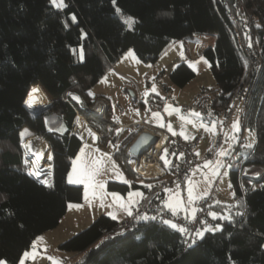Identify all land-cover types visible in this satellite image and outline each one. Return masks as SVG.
<instances>
[{"label": "trees", "instance_id": "obj_1", "mask_svg": "<svg viewBox=\"0 0 264 264\" xmlns=\"http://www.w3.org/2000/svg\"><path fill=\"white\" fill-rule=\"evenodd\" d=\"M64 2L67 7L58 9L49 0H0V259L19 264L40 235L58 227L69 204L82 202L83 187L67 181L72 161L84 146L81 137L71 134L77 110L84 113L92 130L101 132L100 143L111 139L117 149L114 158L132 177L130 184L108 181V191L145 192L153 182L128 167L127 145L134 135L116 142L115 127L108 117L93 115L73 96L86 98L129 50L154 65L175 41L216 35L215 46L204 52L221 89L213 106L228 105L245 88L241 124L256 133L252 148L244 147L241 139L230 153L235 164L229 176L241 206L228 207L230 219L211 217L208 227L218 224L221 228L205 232L191 247L188 244L195 234L173 229L162 222L165 219H139L134 227L122 230L120 222L101 215L60 244L59 250L80 254L72 264H264V188L260 187L264 173L246 174L253 166L264 169V0ZM225 3L237 21L242 47ZM71 14L76 16L75 23ZM128 17L135 21L131 28L125 23ZM81 49L83 61L79 59ZM246 50L258 66L252 67ZM194 78L185 63L170 74L172 84L180 88ZM34 86L54 101L39 113L25 104ZM38 96L33 103L45 100L49 104L40 91ZM25 127L51 149L52 175L47 183L29 172L23 147L26 139L21 135ZM160 197L159 211L173 217L161 203L165 193ZM211 208L225 211L218 204Z\"/></svg>", "mask_w": 264, "mask_h": 264}, {"label": "crops", "instance_id": "obj_2", "mask_svg": "<svg viewBox=\"0 0 264 264\" xmlns=\"http://www.w3.org/2000/svg\"><path fill=\"white\" fill-rule=\"evenodd\" d=\"M203 41L204 43L196 36L193 38L175 41L161 55L159 60L154 65L143 62L137 57V55L136 57L132 55L130 56V52H127L106 72L99 82L89 90L86 98L76 95L75 97H79V99L76 100L87 108L90 106V104L87 103L88 101L92 100L93 102L99 98L105 99L108 104L107 117L110 116V114L115 116L117 125H114L115 128L113 130L115 131L116 136L117 130L120 131L118 134L119 136H122V140L126 138V136L130 135V133L128 131L120 130L119 126L132 125L142 119L148 125L165 130L173 136H178L184 139H191L200 136L201 139L195 148V155L196 153H199V155H196V157L203 158L208 154L209 149H212L216 139L218 138V119L213 117H205L199 110L196 109H192L188 114H184L181 109V106L193 103L202 88L208 86H211L210 88H212V86H216L215 80H209L208 78L209 71H211L209 68L210 64L204 57V52L208 48L207 46H209V44L212 42H206L205 39H203ZM79 54H81V50H79ZM181 63H185L194 71L195 78L183 88L174 85L178 89H171L169 84H167L164 79L167 77L170 79V74ZM159 76H161L162 81H164V83L169 86L168 92H165L160 86L157 85L161 91L164 92L162 95H157L151 90H147V87L152 86L155 79ZM145 77H149V81L151 82L150 85L145 83ZM206 78L207 81H205ZM132 82H136L139 85V94L141 98L140 103L136 101L137 94L132 87ZM188 87L189 91L192 92V96L190 98H185L184 95ZM124 90L129 92L130 97L133 99L134 105H128L124 111L123 109H119L117 113H121V116H117L113 109L111 98L117 92H123ZM40 92L42 93L43 97L48 100L41 89ZM89 93L94 94L90 95ZM168 96H170V99H167ZM145 97H147V103ZM45 103L47 106V102ZM153 113H159V116H154ZM194 113H200L201 115L197 116ZM161 125L164 126L161 127ZM92 131L95 134L92 135H94L96 138L98 137L99 141L101 132L96 131L97 133H95L94 130ZM181 133H183V135H181ZM92 135L87 136V138L89 137L88 140L93 139L94 136ZM32 137L33 136L31 135L28 138ZM202 141L206 145L205 149L200 146ZM94 144L95 141H93L91 146ZM91 150L99 153L100 156H106V154L100 149L98 150L92 147ZM50 159H52V152ZM70 170L71 172L69 171L67 175L68 179L74 171L72 169ZM68 183L70 182L68 181ZM108 193L111 194L106 188V182L98 186L91 184L89 189L90 197H88V194L84 191L83 200L81 203H71L68 205L67 213L57 227V229L61 230L57 232L50 230L43 233L34 241L33 246L30 249L36 247L38 249L37 251L39 252V255L49 257L47 254H49L50 250L59 249L60 244H62L61 242L65 240L64 238L71 237L77 232V230H81L83 227L85 228L88 224H91L89 222H92L101 213H103L102 210L104 207H106L105 200L110 197ZM113 198L116 199V197ZM140 200L128 207L124 205L114 207L115 209H112V213H110L109 216H111L114 220L121 222L125 217L129 216L128 209L132 211L136 203H138ZM102 204L103 207L101 206ZM178 214L179 215H173L177 219H182L185 222L187 221V219L182 217L181 211H179ZM35 243L36 246H34ZM78 258H80V254H73L71 256V260H77ZM25 261L27 264H35V261H33L29 255L26 257ZM70 261H67L66 263L68 264Z\"/></svg>", "mask_w": 264, "mask_h": 264}, {"label": "rangeland", "instance_id": "obj_3", "mask_svg": "<svg viewBox=\"0 0 264 264\" xmlns=\"http://www.w3.org/2000/svg\"><path fill=\"white\" fill-rule=\"evenodd\" d=\"M211 42H212V40H211ZM128 52H130L129 53L130 56L132 55V56L136 57V54L133 50H129ZM77 56H78V54H77ZM206 70H208V69H206ZM208 78H209V80L214 79L211 71H209V77ZM164 81L167 82V84H169L171 89H174V88L178 89L177 87H175L172 84V82L170 81V79L168 77L166 79H164ZM164 81H163V83H164ZM205 81H207V78L205 79ZM153 86H155V88H156L155 92H153L151 90ZM208 87H211V86H208ZM147 90H149V91L151 90L153 93H155L157 95H162L164 93L154 83L152 86L147 87ZM128 91H129V89H128ZM128 91L124 90L123 92L122 91L117 92L111 98L112 106H113V109L116 112L117 116H121V113H117V111H119V109H121V110L123 109V111H124V110H126L128 105H131V106L134 105L133 99L130 97V94ZM93 94L94 93H92V95ZM191 96H192V92L189 91V87H188L186 89V93H185L184 97L190 98ZM27 98H28V96H27ZM27 98H26V100H27ZM34 99H39L38 93L34 94ZM145 100L147 103V97H145ZM51 102L53 103L54 101L50 100L49 104H52ZM27 108L29 110L33 111L28 106H27ZM44 110L45 109H43L42 111H44ZM242 111H243V108L240 107L238 109V111H236V113L234 114L233 121H232L231 125L229 126V128H228V130L224 136V143H223L221 149L219 150V153L216 156L215 161L213 163H211L208 167H205V163L195 167L193 169V171L188 175V177L186 178V180L184 182H175L173 184V186H171L165 190V198H164V200H162V205L165 206L167 208V210H169L167 205L172 204L173 208L175 209V212L169 210V211H171L172 214L179 215L178 213H179V211H181L182 217L184 219H187V221L191 219L190 221H192L193 220L192 210L195 209L194 215H196V210L198 208V202L202 198L208 197V196H213L216 199V203H215L216 205L218 204V205H222L225 207L224 212H221V211L217 210L216 208H211V212L217 213V217L215 218V220L226 219V218L230 217V212L228 210V207L238 208L241 206V201L237 200L235 198V193L232 189V184H231V180H230V176H229L230 169L235 164V159H233L232 157L230 158V156H231L230 153H231L233 146L238 144V142L241 139H242L241 140L242 145L244 147H247V145L249 143H253L254 145L256 143L255 131L250 130L248 128L243 129V127H242V124H241ZM33 112H35V111H33ZM39 112L40 111L35 112V113H39ZM108 120L113 125H117L116 124L117 120H116L114 115L110 114V116H108ZM237 122H238V127H234L233 125L236 124ZM85 128L86 129H84L85 133L83 136L84 147L82 148V150L79 152V154L72 161V166H71L72 168L71 169L74 171H73L72 175H70V177H72L73 180H76L78 178H82L84 176L90 175L91 179L86 180L84 183H70V184L82 186L83 191H85L88 194L87 195L88 197H90L89 189H90L91 184H95L98 186V185L104 184L106 182V188H107V183L110 180L116 181L119 183L130 184L132 177H130L129 173L126 171V169L121 164V162L118 159L112 157V156H115L117 149L114 147V144H112L111 139H106V142H105L106 144L100 143L98 141V137L96 138L94 136L95 134L93 133L92 129L89 126H86ZM117 133H120V131L117 130ZM92 134H94V135H92ZM21 135L24 139L27 138L24 141V144L28 140L39 138L36 136H33L32 138H28L32 135V133L29 130V128H27V127L23 128V130L21 131ZM88 135L94 136L93 139L88 140V138H89V137L87 138ZM117 135H119V134H117ZM92 140L95 141L94 145H96V146H94V145L91 146L93 143ZM121 140H122V136H119L118 141H121ZM216 141H217V139H216ZM24 144H23V147H25ZM46 144H47V142H46ZM200 146L203 149H205V147H206V145L204 144L203 141L200 143ZM92 147L96 148L98 150L100 149L103 153L106 154V156H104V157L100 156L99 153H96L95 151L91 150ZM26 150L27 149L25 147L24 151H26ZM221 151L227 152V155H220ZM26 153H27V151H26ZM44 153L49 158H48V160L44 161L45 166L41 168L42 169V171H41L42 175L41 176H37L36 174L34 175V173H32L33 171L36 172L35 164H34L32 157H30V159H27V164H28V169H29L30 173H32V175H34L40 181H46L47 182L48 178L52 175V164L50 161L51 160L50 159L51 158V151L49 149L48 144H47V147H46V150ZM162 159L164 160L166 165L169 164L170 160L168 158L167 148L164 150V152L162 154ZM70 172H71V170H70ZM67 180L69 181L68 177H67ZM189 188L192 189V196H191L192 203L191 204H188V200H189L188 189ZM167 190H171V191H167ZM110 193L111 194L108 193L110 197L107 198L106 200L104 199L105 203H106V207L103 208V210H102L103 213H101L98 217H100L101 215L111 217V216H109V214L112 213V209H115L114 207H117L119 205H124V206L128 207V206L132 205L133 203H135L136 201L141 199L142 196L138 195V193L143 195V190L142 189H131L126 195H123L120 193H114V192H110ZM113 197H116V199H114ZM185 209H187V210H185ZM97 218H95L93 221H95ZM93 221L89 222V223L92 224ZM91 224H88L87 226H89ZM217 225H215V229H217ZM87 226L85 228L83 227L81 230L76 229L77 232L75 234L80 233L81 231H83V229H86ZM205 226L208 227V226H210V224H205ZM213 227H214V225H212V228ZM59 230H61V229L55 228L52 231L57 232ZM204 234H205V232H204ZM69 238H64L65 240H63V242H65ZM194 238L200 239V238H196V236ZM63 242H61V243H63ZM34 246H36V243ZM37 250L38 249L36 247H33L32 249H29L27 251V253H29V256L32 258V260L35 261V264H67L66 262L70 261L71 256L73 254H75V253L63 252L59 249H55V250H50L49 254H47V255H49V257L48 256L44 257V256L39 255V252ZM22 259H23V261H25L26 257L23 256ZM75 260H71L68 264H72ZM24 264H27V262L25 261Z\"/></svg>", "mask_w": 264, "mask_h": 264}, {"label": "built area", "instance_id": "obj_4", "mask_svg": "<svg viewBox=\"0 0 264 264\" xmlns=\"http://www.w3.org/2000/svg\"><path fill=\"white\" fill-rule=\"evenodd\" d=\"M224 8L227 14L231 17L232 21L235 23V35L241 46L242 40L239 33L237 21L233 16L228 3L224 4ZM196 37H198L203 43V39H205V37L211 39L212 43L207 46L208 48L215 46L216 40L212 35H197ZM246 53L250 58L252 66H258V60L254 58L247 50ZM248 80L249 79H247L246 82ZM144 81L148 85L151 84V82L149 81V77H145ZM154 83L160 86L165 92H168L169 86L166 83H163L161 76L156 78ZM132 87L137 94L136 100L138 103H140L141 98L139 94L138 83L132 82ZM220 94L221 89L218 86L212 88L204 87L200 90L193 103L181 106L182 112L184 114H188L192 109H196L199 110L205 117H213L218 119L219 135L217 141L211 151H209L208 154L203 158H197L195 155V148L201 139L200 136L191 139H184L178 136H173L165 130L148 125L143 119L132 125L119 126L120 130L128 131L130 134L134 135V138L127 145V151L135 138L142 132L151 133L152 135L159 138L157 143L155 145H152L143 154L147 162L157 166V171L152 172L148 176H145V174H142L141 172H139V170H136L133 167L131 162L137 156L128 153V167L136 175L147 180H153V182L151 184V187H148V189L144 192L141 200L134 206L132 210L133 215L125 217L119 223L120 229L128 230L129 228L134 227L139 221L138 218L134 217H139L144 214H147L148 216H156L157 219L172 220L178 226L187 228L188 231L193 234H195L196 230H201V228L205 226V221L207 222L206 224H212L211 215L209 213H211V207L216 203V199L213 196L204 197L198 202L195 219H193L192 221L185 222L182 219H177L175 216H170L166 212H160L159 205L161 201L160 195L163 192L165 193L166 189L173 186L175 182H184L195 167L205 163L206 161H211L212 163L215 161V158L224 143V136L233 121L234 114L240 107L243 108L245 88L236 92L228 105L218 104L213 106L214 101L220 96ZM167 99H170V96H168ZM87 110L97 117L106 119L108 104L105 99L99 98L95 100L92 105L87 107ZM86 126H89L87 117L81 110H77L71 134L74 136H79L83 140V133ZM94 132L97 133L95 130ZM108 133L111 134V130H109ZM115 140L116 142L119 140V135L115 136ZM160 140H162L161 145H159ZM166 148L168 150V156L170 160L168 165H164L162 162V154ZM181 153L183 154V156L180 155ZM35 169L36 172L33 171V173L34 175H37V172L39 171L38 168L35 167ZM263 173V168L253 166L248 170L246 174L260 175ZM213 228L215 229V226Z\"/></svg>", "mask_w": 264, "mask_h": 264}, {"label": "snow or ice", "instance_id": "obj_5", "mask_svg": "<svg viewBox=\"0 0 264 264\" xmlns=\"http://www.w3.org/2000/svg\"><path fill=\"white\" fill-rule=\"evenodd\" d=\"M49 2H50L51 5H53L54 7L58 8V9H63V8H65V7H67V4H65L64 0H49ZM112 2L115 4L116 0H112ZM116 11L119 13V12H120V9L117 8ZM71 21H72L73 23L76 22V16H75V14H71ZM134 22H135V21H134V18H132V17H128V18L125 19V23L129 26V28H131V26H132V24H133ZM258 26H259V25H258ZM65 27H67V21H65ZM81 31H82V35H83V36H86V35H87L86 33H83V30H81ZM73 51H75V50H73ZM83 59H84V57H83V50L81 49L80 60L83 61ZM105 79H106V78H105ZM151 90H152L153 92H155V91H156L155 86H153ZM39 91H40L39 87H33V88L31 89V91L29 92V94H28V98H27V100L25 101V103H26L29 107H31L32 104H33L34 94H35V93H38ZM89 94L92 95V93H89ZM68 95H69V96H72L73 94H72V93H69ZM73 98H74V99H77V100L79 99V97H75V96H73ZM137 111H138V110H137ZM194 114L197 115V116H200V115H201L200 113H194ZM153 115L158 117V116H159V113H153ZM163 126H164V125H161V127H163ZM233 126H234V127H238V122H237L236 124H234ZM170 130H171V128H170ZM181 135H183V133H181ZM253 146H254L253 143H249V144L247 145V147H249V148H252ZM209 151H211V149H209ZM180 155L183 156L182 153H181ZM196 155H199V153H196ZM220 155H227V152H225V151H221ZM211 163H212L211 161H206V162H205V167H208ZM30 174H32V173H30ZM90 179H91V176H90V175H89V176H84V177H82V178H78V179H76V180H73L72 177H69V182H70V183H84L86 180H90ZM42 183H47V182H46V181H42ZM47 186L51 187L52 185L48 184ZM101 187H102V185H101ZM149 187H151V185H149ZM260 187L264 188V185H261ZM255 188H256V186L253 185V190H255ZM167 191H171V190H167ZM188 194H189L188 204H191V203H192V200H191L192 189H191V188L188 189ZM138 195H141V196H142V194H140V193H138ZM101 206L103 207V204H102ZM167 206H168L169 210L175 212V209L173 208V205H172V204H168ZM185 210H187V209H185ZM192 212H193V219H195V215H194V214H195V209H193ZM209 214H210L214 219L217 217V213H215V212H211V213H209ZM238 214H239V215H243V213H238ZM128 215H129V216H132V215H133V213H132V211H131L130 209H128ZM114 218H115V217H114ZM134 218L142 219V220H144V221H148V220H156V219H157L156 216H148L147 214L141 215V216H139V217H134ZM186 218H187V217H186ZM226 219H230V217H228V218H226ZM162 222L165 223V224H167V225H169V226H170L171 228H173V229H177L178 231H180V232H182V233H186V234L188 233V229H187V228L180 227V226H178L177 224L173 223L171 220H163ZM204 223L206 224L207 222L205 221ZM220 228H221V226H220V225H217V229H220ZM213 230H216V229H213V228H211V227H204L202 230H196V232H195V236H196V238H200V239H202V238H203V234H204V232H207V231H213ZM106 239H107V238H106ZM101 243H103V242H101ZM195 243H196V239L194 238V239L191 240V243H189L188 246L191 247L192 244H195ZM97 247H99V245H97ZM28 255H29V253H27V252L24 253V256H25V257H28ZM229 259H231V257H229ZM0 264H7V261H6V260H3V259H0ZM19 264H24L23 259L20 260ZM232 264H236V262H235V261H232Z\"/></svg>", "mask_w": 264, "mask_h": 264}, {"label": "bare ground", "instance_id": "obj_6", "mask_svg": "<svg viewBox=\"0 0 264 264\" xmlns=\"http://www.w3.org/2000/svg\"><path fill=\"white\" fill-rule=\"evenodd\" d=\"M206 40H209V42L211 43V39L205 37V41ZM45 102H46L45 100H39V101L33 103L31 107H29V106L28 107L30 109H32L33 111L38 112V111H41L43 108L46 107ZM47 105H48V103H47ZM161 143H162V140H160L159 145H161ZM25 147L27 149L26 151L30 154V156L33 157L35 167L38 168L39 172H37V175L41 176L42 175L40 173L42 171L41 168L45 166L44 161L48 160V158H49L44 153L46 150V147H47L46 142L41 138H35L32 140L26 141ZM131 164L133 165V167L136 170H139V172H141L142 174H145V176H148L152 172L157 171V166L147 162L143 155L135 157V159L132 160Z\"/></svg>", "mask_w": 264, "mask_h": 264}, {"label": "water", "instance_id": "obj_7", "mask_svg": "<svg viewBox=\"0 0 264 264\" xmlns=\"http://www.w3.org/2000/svg\"><path fill=\"white\" fill-rule=\"evenodd\" d=\"M214 36L216 39V35H212ZM52 103V102H51ZM51 104H49L48 106H46L43 109H47L48 107H50ZM42 109V110H43ZM41 110V111H42ZM40 111V112H41ZM35 113V112H34ZM159 140L158 137L152 135L151 133L148 132H142L141 134H139L135 140L132 142V144L129 146L128 148V153L133 154L135 156H142L152 145H155L157 143V141ZM25 145V144H24ZM25 150V147H24ZM30 154L26 153V159H30ZM33 158V157H32ZM33 176V175H32ZM35 179H37L35 176H33ZM39 180V179H37Z\"/></svg>", "mask_w": 264, "mask_h": 264}, {"label": "clouds", "instance_id": "obj_8", "mask_svg": "<svg viewBox=\"0 0 264 264\" xmlns=\"http://www.w3.org/2000/svg\"><path fill=\"white\" fill-rule=\"evenodd\" d=\"M215 40H216V38H215ZM215 43H216V41H215ZM208 49V48H207ZM137 101V100H136ZM117 142H119V141H117ZM26 152V151H25ZM28 153V152H27ZM25 159H26V155H25ZM52 160V159H51ZM26 161H27V159H26ZM30 172V171H29ZM32 175V174H31ZM34 176V175H33ZM40 181V180H39Z\"/></svg>", "mask_w": 264, "mask_h": 264}]
</instances>
